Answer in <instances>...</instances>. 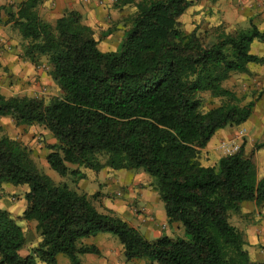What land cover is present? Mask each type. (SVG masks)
Wrapping results in <instances>:
<instances>
[{
	"label": "trees",
	"instance_id": "16d2710c",
	"mask_svg": "<svg viewBox=\"0 0 264 264\" xmlns=\"http://www.w3.org/2000/svg\"><path fill=\"white\" fill-rule=\"evenodd\" d=\"M41 1L0 6V24H11L26 42L25 60H47L60 94L43 100L0 90V118L47 130L56 144L47 146L46 163L73 184L95 180L104 169L145 173L167 221L180 223L184 238L148 241L121 218L98 212L92 205L98 193L89 198L77 186L54 183L0 125V188L27 187L19 219L35 222L38 235L37 245L20 256L27 231L0 209V264H56L57 254L81 264L79 254L99 251L77 244L100 233L118 239L127 261L250 264L242 233L228 214H240L242 202L264 205V175L255 168L264 142L250 151L242 143L213 167L201 166L198 154L218 130L244 124L261 99V91L248 92L242 99L250 101L240 106L223 84L233 74H247L250 65L264 66V56L250 53L264 33L224 22L185 33L180 17L201 0H116V7L134 14L117 49L101 52L77 12L47 22L37 12ZM203 93L224 101L208 109Z\"/></svg>",
	"mask_w": 264,
	"mask_h": 264
},
{
	"label": "rangeland",
	"instance_id": "374dc122",
	"mask_svg": "<svg viewBox=\"0 0 264 264\" xmlns=\"http://www.w3.org/2000/svg\"><path fill=\"white\" fill-rule=\"evenodd\" d=\"M229 11L231 10L227 5V0H201L198 4L188 8L180 17L181 29L185 33H190L194 28H197L199 31H204L210 28L211 24H216L218 22L231 24L230 22H234L235 19ZM133 14L134 10L132 8H127L119 19L115 18L116 21L118 20L119 25H115V28H112V30L119 32L129 27ZM240 23L247 26V17L244 16L243 21H239V23L235 25L239 29H245L243 26H240ZM9 28L7 34L8 37H10L7 41L8 45L5 49L2 46L0 47L2 48V51H0L1 93L6 96H28L41 98L43 100H48V98L53 95H59L60 91L56 86L51 85L52 80L49 75L50 67L47 60L42 57L38 65H33L25 60L23 53L26 42L22 40L16 29L12 26ZM94 37L98 42V49L101 52L115 51L119 45L115 47L117 40H119L117 39V35L112 42L103 41L105 37L100 29H95ZM122 38H120L119 43ZM2 52H5V54ZM223 86L235 93L236 97L240 100V106L250 101L251 98L242 99L248 92L261 91L263 95L261 99L256 102L251 116L244 124L239 126H227L214 134L207 146L198 154V162L203 167L215 166L221 157L234 153L242 143H245L247 151H250L254 148L255 144L264 142V67L250 65L247 74H233L224 82ZM201 97L203 98L204 106L208 109L218 106L224 101L221 99H213L207 93H203ZM0 125L3 128V134L5 136L20 142L31 151V157L37 168L52 179L54 183H66L71 188L77 186L72 183L71 177H61L47 165L45 158L48 153L47 146L51 145V135L45 134L42 127L16 126L10 118H0ZM255 161V168L258 176L264 175V151L255 153ZM106 170L107 175L105 174V177H100L101 179L105 178L103 182L100 183L95 181L96 179L92 180L91 178L83 180L84 183L80 185V188L78 187V190L89 196V198L97 193L99 194L100 197L98 199H92V205L98 212L108 211L107 213H110L109 206L117 201L124 202L129 191H131L132 194H136L137 191L139 193L140 191H145L148 195L150 194L158 197L156 190L152 186V179L146 174V176L142 175L141 171H113L110 169H105L104 171ZM129 175H132L134 180H138L136 184H133L134 180L131 179ZM97 176H100V174H97ZM26 191V186L3 184L0 188V202L15 206V213L19 216L26 207L24 199ZM160 204L164 211L161 201ZM126 207L132 210L136 215H144V210H140V207L134 202L126 205ZM260 211L262 212L263 218L262 220L258 219V222L262 221L264 225V205L261 206ZM18 216H15V219H17L19 223L22 220H20ZM247 219L248 218L243 219L241 224L245 226V221H247ZM250 219L254 220L253 218ZM233 222L240 223L236 220ZM26 224V228L29 231L34 229V222H26ZM257 225L261 226V224ZM166 226V233H168L170 237L173 239L184 238V231L181 225V232L174 231L169 225ZM35 234L32 232L28 237L31 244H33V241L34 244L38 241V235L35 236ZM242 236L243 240L247 241L249 236L248 233L245 234L242 232ZM113 237L118 244V239L115 236ZM148 241L153 240L151 239Z\"/></svg>",
	"mask_w": 264,
	"mask_h": 264
},
{
	"label": "crops",
	"instance_id": "0c3cea01",
	"mask_svg": "<svg viewBox=\"0 0 264 264\" xmlns=\"http://www.w3.org/2000/svg\"><path fill=\"white\" fill-rule=\"evenodd\" d=\"M24 1L26 0H0V6H18ZM115 1L116 0H42L37 7V12L43 20L51 23L60 18L66 12H77L81 17V23L91 28L93 32L95 29H100L101 33L104 35L105 32L110 31L108 35L104 36L105 39H103V41L112 42L116 35L117 39L119 40L123 37L125 29H123V31L116 32L115 30H112V28H115V25L118 24V20L116 21L115 18L119 19V17L124 14L128 8L116 7ZM227 5L231 10L229 12L235 19L234 22L231 21V24L227 25L237 28L235 25L238 24L239 21H243L244 16H246L247 26L240 23V26L245 28L243 30L249 29L250 25H254L260 33H264V0H227ZM5 20L6 18L2 19L3 22ZM10 26L11 24H0V47L2 46L4 49L8 45V39H10V37L7 35ZM119 40H117L115 47L119 44ZM0 51H2V48H0ZM2 53L5 54V52ZM250 53L259 57L264 56V38L262 40H254L251 43ZM51 85L55 86L52 81ZM44 133L51 135L45 129ZM54 144H56V140L51 136V145ZM104 170L98 173L100 176H97L95 181L100 183L103 182L105 178L101 179L100 177H103L105 174L107 175V170ZM141 174L146 176L143 172H141ZM129 176L131 179H133L132 175ZM137 181L138 180H134L133 184H136ZM83 183L84 181L82 180L76 185L80 188V185ZM133 202L140 207V210H144V215H136L132 210H129L126 207V205ZM260 208L261 207H257L254 202H242L240 204V214L235 212H229L228 214L230 224L236 227L241 233H248L249 235L247 241H244V249L248 253L250 264H264V225L262 221L258 222V219L262 220L263 218ZM0 209L8 211L14 218H16L15 216H18V214L15 213V206L0 202ZM109 209L110 214L121 218L130 226L137 229L147 240H156L163 235L170 237V235L166 233V225L172 227L174 231H182L180 223H169L167 221V217L160 204L159 197L152 196L150 194L148 195L145 191H140V193L137 191L136 194H132L131 191H129L124 202L117 201L113 205H110ZM107 212L102 211L101 213L106 214ZM20 216L21 215L18 217ZM143 216L145 221L147 220L146 222L144 221ZM245 218L248 219L245 221L246 225L244 226L241 224V221ZM250 218H253L256 222ZM235 220L240 223H234L233 221ZM26 222L27 221L22 220L18 223L23 229L27 231L26 247L25 249L19 251V254L22 257L27 256L29 251L37 245V243L34 244V241L33 244H31L28 239L32 232H34V234L36 233V224L34 222V229L29 231L26 228ZM257 224H261V226H258ZM35 236H37V233ZM115 243V238L106 233H100L95 236L81 239L77 244V247L94 246L99 251L98 255L79 254L78 258L81 264H149L146 260H125L122 245ZM55 261L56 264H70L68 258L63 254H57L55 256Z\"/></svg>",
	"mask_w": 264,
	"mask_h": 264
}]
</instances>
